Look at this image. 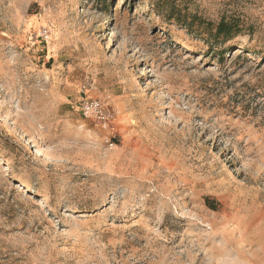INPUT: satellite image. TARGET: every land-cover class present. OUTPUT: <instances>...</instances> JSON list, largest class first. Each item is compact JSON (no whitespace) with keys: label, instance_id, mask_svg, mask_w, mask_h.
<instances>
[{"label":"rangeland","instance_id":"rangeland-1","mask_svg":"<svg viewBox=\"0 0 264 264\" xmlns=\"http://www.w3.org/2000/svg\"><path fill=\"white\" fill-rule=\"evenodd\" d=\"M0 264H264V0H0Z\"/></svg>","mask_w":264,"mask_h":264},{"label":"built area","instance_id":"built-area-1","mask_svg":"<svg viewBox=\"0 0 264 264\" xmlns=\"http://www.w3.org/2000/svg\"><path fill=\"white\" fill-rule=\"evenodd\" d=\"M80 109L86 118L93 119L109 134H114L117 131L115 115L103 101L98 99L82 100ZM108 142L110 143V140H107Z\"/></svg>","mask_w":264,"mask_h":264},{"label":"trees","instance_id":"trees-1","mask_svg":"<svg viewBox=\"0 0 264 264\" xmlns=\"http://www.w3.org/2000/svg\"><path fill=\"white\" fill-rule=\"evenodd\" d=\"M228 27H229V26H226V25L222 24L218 31H219V32L228 31ZM225 33H227V32H225ZM228 33H229V32H228Z\"/></svg>","mask_w":264,"mask_h":264}]
</instances>
